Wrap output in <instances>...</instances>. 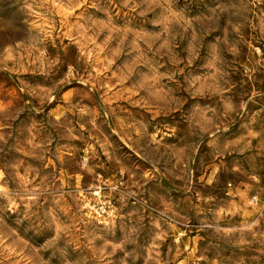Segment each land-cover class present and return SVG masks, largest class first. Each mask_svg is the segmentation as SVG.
<instances>
[{
  "label": "rangeland",
  "instance_id": "rangeland-1",
  "mask_svg": "<svg viewBox=\"0 0 264 264\" xmlns=\"http://www.w3.org/2000/svg\"><path fill=\"white\" fill-rule=\"evenodd\" d=\"M0 264H264V0H0Z\"/></svg>",
  "mask_w": 264,
  "mask_h": 264
},
{
  "label": "bare ground",
  "instance_id": "bare-ground-1",
  "mask_svg": "<svg viewBox=\"0 0 264 264\" xmlns=\"http://www.w3.org/2000/svg\"><path fill=\"white\" fill-rule=\"evenodd\" d=\"M97 194H99V192H97Z\"/></svg>",
  "mask_w": 264,
  "mask_h": 264
}]
</instances>
